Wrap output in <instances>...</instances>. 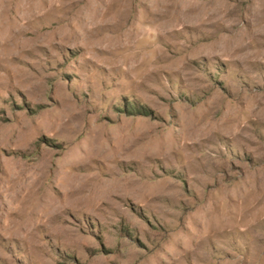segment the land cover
Masks as SVG:
<instances>
[{
	"label": "rangeland",
	"instance_id": "1",
	"mask_svg": "<svg viewBox=\"0 0 264 264\" xmlns=\"http://www.w3.org/2000/svg\"><path fill=\"white\" fill-rule=\"evenodd\" d=\"M0 264H264V0H0Z\"/></svg>",
	"mask_w": 264,
	"mask_h": 264
},
{
	"label": "bare ground",
	"instance_id": "2",
	"mask_svg": "<svg viewBox=\"0 0 264 264\" xmlns=\"http://www.w3.org/2000/svg\"><path fill=\"white\" fill-rule=\"evenodd\" d=\"M196 14V13H195ZM201 13H198L196 15L193 16L194 19L198 18V16L200 15ZM180 15V14H179ZM191 16V15H190ZM204 17V16H203ZM207 18V17H206ZM167 24V23H166Z\"/></svg>",
	"mask_w": 264,
	"mask_h": 264
}]
</instances>
